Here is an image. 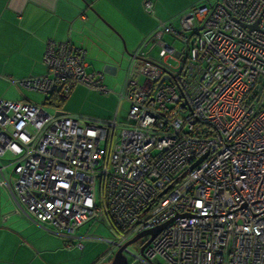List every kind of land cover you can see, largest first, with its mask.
Listing matches in <instances>:
<instances>
[{
  "label": "built area",
  "instance_id": "built-area-1",
  "mask_svg": "<svg viewBox=\"0 0 264 264\" xmlns=\"http://www.w3.org/2000/svg\"><path fill=\"white\" fill-rule=\"evenodd\" d=\"M143 7L155 16L153 0ZM86 57L48 39L45 72L11 81L47 99L79 85L114 92L127 114L0 98V187L14 209L68 248L84 247L87 222L109 224L117 239L100 263L173 219L144 250L149 234L128 244L127 264H264V0H199L158 18L117 92Z\"/></svg>",
  "mask_w": 264,
  "mask_h": 264
},
{
  "label": "crops",
  "instance_id": "crops-1",
  "mask_svg": "<svg viewBox=\"0 0 264 264\" xmlns=\"http://www.w3.org/2000/svg\"><path fill=\"white\" fill-rule=\"evenodd\" d=\"M153 1L155 16L144 11V0H0V98L44 105V95L11 79L45 72L48 39L85 49L87 70L105 72L108 88L120 90L132 52L157 19L175 17L199 0ZM84 248H68L51 228L25 220L0 187V264H91L80 256Z\"/></svg>",
  "mask_w": 264,
  "mask_h": 264
},
{
  "label": "rangeland",
  "instance_id": "rangeland-1",
  "mask_svg": "<svg viewBox=\"0 0 264 264\" xmlns=\"http://www.w3.org/2000/svg\"><path fill=\"white\" fill-rule=\"evenodd\" d=\"M165 40L169 43H173L178 48L182 47L180 41L166 36ZM158 49H154L153 55L157 57ZM168 63L174 64L175 62L172 59L167 60ZM126 65V61L124 62ZM125 65V67H126ZM123 67L120 69V74L123 73ZM120 75V76H121ZM119 76V77H120ZM113 88V87H110ZM119 88V85H116V89ZM114 90V91H117ZM39 101L43 99L42 95L35 94ZM34 99V98H32ZM112 99V100H111ZM38 101V102H39ZM119 101L117 95L113 93L102 94L99 92L91 91L84 86H76L75 90L70 94V97L66 104L62 105L64 112L73 114L75 116L81 117H90V118H101V119H111L114 116V112L119 110V118L122 119L126 116L128 110V104L122 103L118 107ZM57 103L46 100L44 103L45 108L49 112H55L59 109ZM111 113V114H110ZM81 229V230H80ZM81 236L88 235V239L84 241L85 248L80 251V256H82L84 262L91 264H110L111 262H99L101 257L108 252L112 247L110 241L117 239L116 233L110 229L109 224L103 222H87L78 229ZM144 238L139 239L132 244H130V250L136 251L139 250L141 242Z\"/></svg>",
  "mask_w": 264,
  "mask_h": 264
},
{
  "label": "water",
  "instance_id": "water-1",
  "mask_svg": "<svg viewBox=\"0 0 264 264\" xmlns=\"http://www.w3.org/2000/svg\"><path fill=\"white\" fill-rule=\"evenodd\" d=\"M108 66H110V65H108ZM106 70V69H105ZM165 78H168V77H164V79ZM63 111H56L55 113L56 114H59V113H62ZM202 159H199L198 161H196L194 164H192L191 165V167H190V169H192V168H194V166L196 165V164H198L200 161H201ZM167 189L168 188H166L161 194H163V193H165L166 191H167ZM171 220H173V219H171ZM170 220V221H171ZM170 221H168L167 223H164V224H161V225H159L158 227H155V228H153V229H151V230H147V231H144V232H142V233H140V234H138L137 236H135V237H133L131 240H129L125 245H123L121 248H119L117 251H116V253H115V255H114V257H113V259H112V261H111V263L110 264H127V261H126V257H125V255H124V253H123V249L128 245V244H131V243H133V242H135L136 240H138L140 237H142V236H145V235H147V234H149L150 235V238L144 243V245L141 247V251L142 250H144V248L153 240V238H155L156 237V235L166 226V224H168Z\"/></svg>",
  "mask_w": 264,
  "mask_h": 264
},
{
  "label": "trees",
  "instance_id": "trees-1",
  "mask_svg": "<svg viewBox=\"0 0 264 264\" xmlns=\"http://www.w3.org/2000/svg\"><path fill=\"white\" fill-rule=\"evenodd\" d=\"M68 96L69 94H63L58 90L50 98H48V100L52 101L53 103H57V107L62 108V105L66 102Z\"/></svg>",
  "mask_w": 264,
  "mask_h": 264
}]
</instances>
